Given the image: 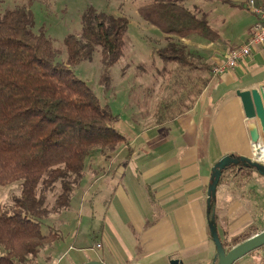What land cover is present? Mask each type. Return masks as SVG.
Segmentation results:
<instances>
[{
  "label": "crops",
  "instance_id": "crops-1",
  "mask_svg": "<svg viewBox=\"0 0 264 264\" xmlns=\"http://www.w3.org/2000/svg\"><path fill=\"white\" fill-rule=\"evenodd\" d=\"M203 1L230 8L224 12L221 7L212 13L218 6L211 4L209 9L195 6L200 14L207 16L212 27L216 25L213 28L220 33V42L194 39L198 36L172 38L173 42L177 40L186 46L203 68L208 67L206 81L201 83L198 69L194 75L197 82L193 85V88L197 85L198 93L190 94V104L182 111L171 113L166 106L167 116L153 123V120L149 124L148 120L145 123L136 118L132 107L125 109L128 113L124 110L117 114V130L128 138V145L109 156L100 154L90 158L79 184L82 189L78 190L82 191V203H94L99 194L107 191L112 197L109 207L126 213L129 220L120 219L114 226L110 223L109 231V226L102 228L101 238L108 245L102 254L95 252L88 260L71 264L90 261L170 264L175 259L184 264H199L194 258L210 240L208 189L215 165L226 156L251 158L250 133L256 128L260 131L259 141L264 142L259 121L246 118L237 95L238 91L264 86V45L255 47L252 55L233 69L217 75L213 72L232 50L249 40L259 19L249 10V0L244 9L253 16L250 21L241 19L243 7H238L234 0ZM257 2L264 6V0ZM164 37L168 38L165 34ZM104 179L107 180L105 189H96ZM215 215L223 243L227 236L234 237L235 243V236L242 230L264 225V176L238 168L223 173L217 189ZM51 218L54 223L49 225L59 230L62 224L69 225L74 219L72 202L70 209L53 213ZM97 247L104 249V244ZM49 251L51 248L43 253ZM49 259L47 255L43 263L51 264ZM214 259L213 254V262ZM252 264L261 263L255 260Z\"/></svg>",
  "mask_w": 264,
  "mask_h": 264
},
{
  "label": "trees",
  "instance_id": "trees-1",
  "mask_svg": "<svg viewBox=\"0 0 264 264\" xmlns=\"http://www.w3.org/2000/svg\"><path fill=\"white\" fill-rule=\"evenodd\" d=\"M139 14L170 40L158 52L167 62L193 65L192 52L172 37L221 40L207 16L182 0H154L140 7ZM34 22L26 8L0 17V186L22 181L13 205L0 204V264H32V257L61 241L59 229L45 222L70 209L88 160L129 143L117 130L119 116L74 72L81 61L92 59L96 47L102 49L106 68L116 65L123 56L128 19L89 8L82 17V39H66V63L56 62L52 41L44 31L34 32ZM104 82L109 86V77ZM231 168L255 170L244 165L227 170ZM57 185L62 192L50 210L47 195Z\"/></svg>",
  "mask_w": 264,
  "mask_h": 264
},
{
  "label": "rangeland",
  "instance_id": "rangeland-1",
  "mask_svg": "<svg viewBox=\"0 0 264 264\" xmlns=\"http://www.w3.org/2000/svg\"><path fill=\"white\" fill-rule=\"evenodd\" d=\"M153 1L0 0V17L7 10L15 8H26L31 11L35 19L34 32L44 31L52 41L57 63H66L68 59L67 37L75 36L82 39V17L89 8L112 16L127 18L129 28L125 36L123 56L119 62L109 69L106 68L103 62L102 49L96 47L92 59L81 61L74 68V72L95 92L102 105H108L115 115L122 113L127 107H132L136 118L145 123L148 120L150 124V120H153L151 121L153 123L155 120L167 116L166 106H169V113L182 111L184 106H188L192 97L190 94L196 96L198 93L197 85L193 88L194 83L197 82L194 75H197L198 69L201 70V83H203L206 81L208 72L205 69L206 66L204 65L203 68L193 55L190 57L192 67H183L174 62H167L159 56L158 52L168 47L170 41L167 40L168 38L165 39L164 34L157 27L146 22L139 14L140 7ZM234 1L239 7L243 6L241 10L244 15L242 18L239 17L245 21H250L253 16L244 9L247 0ZM182 3L193 10H196L197 7L201 8V6L209 9L211 4L218 6L217 10L212 11V13H217L221 7H224V12L230 9L229 6L219 8L217 2H204L203 0H182ZM214 26L216 25L213 24ZM194 39H199V37H194ZM174 42L179 44L177 40ZM106 76L109 77V86L107 87H105L106 83L104 82ZM125 112L127 111L125 110ZM96 155L100 154L96 153L92 157ZM106 181L104 179L95 188L105 189ZM75 185L74 192L82 189L81 185L79 188L78 183ZM61 192L60 185H57L54 190L48 193L45 203L48 209L53 210ZM81 192L78 190L72 198L74 219L72 218L69 225L62 224V230H59L62 240L57 242L55 247L52 246L48 253H43L44 250H42L35 257H32V264H44L43 262L47 261V255L51 264H71L72 262L80 263L88 260L89 256H94L95 252L102 254V250H106L108 247L106 239L102 240L103 237L101 238L102 228L109 226V231L110 223L114 226L120 219L129 220L126 213L118 212L113 207H109L108 203L112 197L107 191L99 194L94 203H82ZM21 193L22 181L9 186H0V204L7 207L12 206L14 198L19 197ZM45 223L53 224L54 222L50 217ZM130 225L132 226V224ZM124 231L125 233L128 232L127 229ZM262 231H264V225L252 227L242 230L235 238H237V242H241L249 236L252 237L254 233ZM43 232L47 233L46 226L43 228ZM233 239L234 237L229 236L223 238L226 241L225 248L227 251L233 248ZM214 243L210 234L209 244L194 258L200 261L199 264H213V254L215 257L217 251ZM99 244H104V249H98L99 246L97 247V245ZM1 254L3 251L0 249ZM255 260L264 264V247L239 264H252Z\"/></svg>",
  "mask_w": 264,
  "mask_h": 264
},
{
  "label": "water",
  "instance_id": "water-1",
  "mask_svg": "<svg viewBox=\"0 0 264 264\" xmlns=\"http://www.w3.org/2000/svg\"><path fill=\"white\" fill-rule=\"evenodd\" d=\"M238 97L241 99L243 110L246 118L249 121L258 120L261 125V130L264 133V86H260L259 89L238 91ZM253 142H258L260 139L259 128H256L250 133ZM264 135V134H263ZM244 165L245 167H251L255 169L260 175L264 176V165L252 161L247 157H235L226 156L219 161L211 176V183L208 189V209L210 213L209 217V229L213 242L217 248V254L213 264H235L250 253L264 247V231L259 232L245 241H241L238 245L234 246L229 251L226 250L223 241L218 232V226L215 215V203L217 198V189L220 184L223 173L232 166ZM84 264H105L101 261H90ZM170 264H184L180 260H172Z\"/></svg>",
  "mask_w": 264,
  "mask_h": 264
},
{
  "label": "built area",
  "instance_id": "built-area-1",
  "mask_svg": "<svg viewBox=\"0 0 264 264\" xmlns=\"http://www.w3.org/2000/svg\"><path fill=\"white\" fill-rule=\"evenodd\" d=\"M248 8L255 16L258 17L259 23L255 27L249 40H247L243 46L232 50L227 55L224 63L213 69V72L216 75L223 74L227 70L233 69L239 64V62L250 57L255 47L264 45V6L259 4L257 0H249ZM251 147L253 152L251 157L252 161H256L264 165V142H253Z\"/></svg>",
  "mask_w": 264,
  "mask_h": 264
}]
</instances>
